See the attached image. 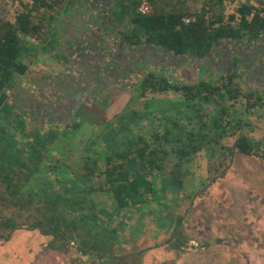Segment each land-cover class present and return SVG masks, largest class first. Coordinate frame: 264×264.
<instances>
[{"label": "trees", "instance_id": "obj_1", "mask_svg": "<svg viewBox=\"0 0 264 264\" xmlns=\"http://www.w3.org/2000/svg\"><path fill=\"white\" fill-rule=\"evenodd\" d=\"M82 1H21L13 17L0 9V240L8 244L12 232L28 229L34 243L49 238L47 251L69 257L67 264H132L130 258L139 264L148 249L108 255L123 244L129 214L161 205L158 213L174 232L160 244L162 264H178L180 256L213 245L189 239L187 213L167 216L174 208L170 201L175 206L196 192L200 197L208 187L184 190L189 175L198 176L191 174L197 156L226 149L231 159L264 160V137L252 135L250 119L264 109V0H237L234 7L200 0L187 10L162 0H85L93 21L86 44L68 49L75 69L39 76L34 59L54 51L46 40ZM144 2L152 6L147 13ZM101 33L116 37L106 42ZM144 60L166 72L164 62L187 60L221 82H180L163 70L142 76L135 70ZM221 63L224 69L215 71ZM132 72L141 77L136 83ZM125 79L139 85L141 98L172 93L181 107L146 111L151 125L145 132L110 140L108 122L96 128L89 111L79 116L114 88L122 91L117 82ZM89 126L96 128L93 134ZM16 134L18 151L11 152L7 141ZM203 177L201 184L210 174Z\"/></svg>", "mask_w": 264, "mask_h": 264}, {"label": "rangeland", "instance_id": "obj_2", "mask_svg": "<svg viewBox=\"0 0 264 264\" xmlns=\"http://www.w3.org/2000/svg\"><path fill=\"white\" fill-rule=\"evenodd\" d=\"M21 1L27 2L30 0H0V9H7L10 11V16L13 17L15 7H20ZM162 1L169 3L170 8H186L184 10L195 9L200 3V0ZM251 1L255 3L256 0ZM159 4L162 6L163 3L159 1ZM226 4L234 7L237 0H226ZM144 5L149 8H147L148 11L151 10L152 6L148 2H144L142 7ZM87 6L85 0L77 3L74 14L66 16L64 21L55 27V35H51L46 40V44H53L51 46L54 47V51L50 49L39 52L38 58L34 59V71H38L39 76L42 74L53 76L65 69V71L75 69L72 65L73 59L68 55V49L78 44H86L88 40L89 26H91L89 23L93 21V17H89ZM101 34L106 42L113 41L116 37L114 34ZM97 36L98 33L95 32V38L98 41ZM106 42L103 43V46ZM146 63L147 61L144 60L135 72H141L142 76L150 71L160 75L164 71L169 77H171L170 73L173 74L171 69L174 65L171 62H164V66L170 68L168 72L159 68L158 64L149 66ZM181 63L187 67L192 66L193 73L191 76L188 74H174L175 79L178 77L179 80H176L180 82L189 79V82H196L205 78H213L214 81L221 82L220 76H215V73H206L197 64L187 60ZM221 65L214 67L215 71L224 69L225 64ZM62 74H64V71ZM132 75V79H137L135 83L138 79H141L138 73L132 72ZM132 79L117 82V90L122 91L117 92L114 88L108 93V98L98 100L97 104L89 110L83 107L79 117L81 118L85 112L89 111L90 116L96 122L94 124L96 128L106 126V122H108L107 129L110 131V140L115 139L117 141L145 132L144 129L151 125L150 123L148 125L149 120L146 118V111L157 112L158 109L170 111L173 108L181 107H176L178 99H174L172 93L160 95V99L141 98L139 89H136L139 88V85H128L133 82ZM242 86L246 89V85ZM257 113L252 114L250 119L256 127L252 135L259 139L264 137V109L259 110ZM157 114L160 115V111ZM150 119L155 122V118ZM98 124H101V126L98 127ZM88 128L91 129L92 127L89 126ZM96 128L90 130L92 134ZM20 136L16 134L14 139L11 140L12 137L8 139L7 147L11 152L18 151L14 149L19 146L17 142ZM109 142L112 143V141ZM261 146L264 148V145ZM193 164L194 168L191 169V174H198V176L190 179L191 175H189L184 190L193 194V190L203 189L205 184H208V187L200 197L196 192L192 199L184 198L182 202H178L175 206H172L170 201L169 205L174 208H171L172 213L169 212L167 216H171L173 220L176 214L186 216L187 213L184 227L189 239L195 243L210 240L213 245L206 252L193 250L187 255L180 256L178 264H233L235 257H241L242 264H264V160L257 156L239 155H234L231 159L226 149H220L214 156L208 155L205 151L201 152L197 159L193 161ZM193 171L196 173H192ZM209 174L210 177L206 178V181L201 184L203 176ZM213 179L217 180L212 184ZM189 202L193 204L191 207H189ZM155 207V210L148 208L135 209L129 214V219L124 221L128 225L121 230L123 244L111 248L114 253L110 249L109 251L112 253L108 256H126L148 249L145 254L141 255V263L139 264L163 263L164 254H162L160 244L170 238L174 232L167 218L164 219L163 215L161 217L158 213L162 212L163 207L161 205ZM114 224L118 227L120 221L116 219ZM236 229L238 232H234ZM34 234L31 230L20 229V231L12 232L11 241L8 244L0 240V264L68 263L69 257L63 256L57 251L51 253L47 251L49 238H45L43 242L36 243L35 241L34 243V240L30 238ZM120 247L123 249L119 251ZM168 257H171L170 253ZM128 262L136 263L135 258H130Z\"/></svg>", "mask_w": 264, "mask_h": 264}, {"label": "crops", "instance_id": "obj_3", "mask_svg": "<svg viewBox=\"0 0 264 264\" xmlns=\"http://www.w3.org/2000/svg\"><path fill=\"white\" fill-rule=\"evenodd\" d=\"M181 68H182V69H181ZM172 71H173V75H174V74H176V75H183V74L186 75V74H188L189 76H191L192 73H193V67H192V66H188V67H187V66L183 65L182 63L177 62V63L173 66ZM176 79L179 80L178 77H177ZM236 231H237V229H236L234 232H236ZM237 232H238V231H237ZM235 259H237V260L235 261L236 264H242V263H243L241 257H235Z\"/></svg>", "mask_w": 264, "mask_h": 264}, {"label": "built area", "instance_id": "obj_4", "mask_svg": "<svg viewBox=\"0 0 264 264\" xmlns=\"http://www.w3.org/2000/svg\"><path fill=\"white\" fill-rule=\"evenodd\" d=\"M147 8L148 7H145V5L141 8V10L144 12V13H147V12H149L148 10H147ZM149 9V8H148Z\"/></svg>", "mask_w": 264, "mask_h": 264}]
</instances>
